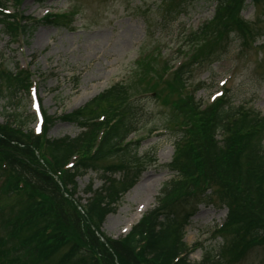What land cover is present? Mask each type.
Listing matches in <instances>:
<instances>
[{
	"label": "trees",
	"instance_id": "obj_1",
	"mask_svg": "<svg viewBox=\"0 0 264 264\" xmlns=\"http://www.w3.org/2000/svg\"><path fill=\"white\" fill-rule=\"evenodd\" d=\"M193 1L178 0L175 14ZM215 1L213 19L186 33V44L196 52L206 54L211 44H220L222 52V43L230 42L232 32L225 37L220 28L244 24L236 20L235 10L240 12L246 0ZM0 25L5 32L11 23L0 15ZM13 27L18 35L31 29L28 22ZM220 57L221 53L211 61ZM182 78L180 70L174 76V85L180 82L177 89L184 87ZM32 86L31 73L19 66L15 73L0 71V117L5 119L0 123V191L7 186L28 196L25 213L15 216L14 222L0 217L8 235L4 238L0 233V264H245L247 253L257 247L264 256V114L260 111L234 106L224 95L210 104L180 97L173 108L182 124L175 128L174 157L164 166L173 178L163 186L157 206L127 236L114 239L102 226L142 170L139 143L129 139L137 129V117L131 118L126 94L114 86L96 101H120L118 107L110 106L116 119L109 124L99 120L96 110L88 115L87 106L59 117L80 128L76 138L52 140L47 133L53 123L46 113L38 133L28 131V121L17 113L20 105L15 103L23 102ZM176 94L181 96V91ZM113 157L120 163L104 170L99 189L88 185L84 193L90 197L83 205L77 179L100 173V163ZM202 185L205 188L193 192ZM203 201L227 210L219 233L231 234L233 241L217 249L201 246V261L192 263L194 249L183 239L194 204Z\"/></svg>",
	"mask_w": 264,
	"mask_h": 264
},
{
	"label": "rangeland",
	"instance_id": "obj_2",
	"mask_svg": "<svg viewBox=\"0 0 264 264\" xmlns=\"http://www.w3.org/2000/svg\"><path fill=\"white\" fill-rule=\"evenodd\" d=\"M2 3L0 15L11 25L5 32L0 25V71L15 73L19 66L32 75V89L23 102L15 103L20 105L17 113L28 121V131H38V120L46 113L53 123L47 133L50 139L76 138L80 128L59 117L87 106L88 115L96 110L99 120L109 124L116 119L111 107L119 106L120 101H96L114 86L118 93L126 94L124 102L132 108L131 118L137 117L130 140L139 143L142 170L136 185L107 216L102 231L108 237L127 236L157 206L163 186L172 180L173 174L164 166L174 157L175 128L182 124L173 108L180 97L189 103L210 104L224 95L234 106L246 105L264 114V0H246L240 12L236 8L235 18L244 24L230 30L221 27L225 37L232 32L230 42L222 43V52L220 44H211L206 54L189 47L185 36L213 19L215 0H195L179 14H175L178 0ZM18 22L30 23L31 29L18 35L13 27ZM220 53L221 59L211 61ZM180 70L184 87L177 89L180 82L174 85V76ZM180 91L181 96L176 94ZM0 123H5L2 116ZM119 163L118 158L107 159L100 163V173L89 172L77 179V196L83 205L90 197L84 193L88 185L93 183L99 189L104 170ZM27 197L25 191L5 186L0 191V217L14 222L15 216L25 213ZM193 213L183 241L194 249L190 261L198 263L205 248L229 246L233 236L219 233L227 216L224 208L203 201L194 204ZM5 229L1 224L4 238L8 237ZM262 254L261 247L254 248L244 263L264 264Z\"/></svg>",
	"mask_w": 264,
	"mask_h": 264
},
{
	"label": "bare ground",
	"instance_id": "obj_3",
	"mask_svg": "<svg viewBox=\"0 0 264 264\" xmlns=\"http://www.w3.org/2000/svg\"><path fill=\"white\" fill-rule=\"evenodd\" d=\"M152 201H153V199H152Z\"/></svg>",
	"mask_w": 264,
	"mask_h": 264
}]
</instances>
